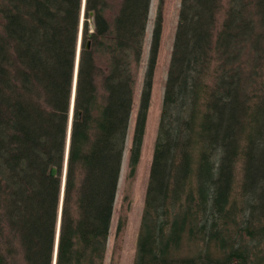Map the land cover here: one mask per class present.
Returning a JSON list of instances; mask_svg holds the SVG:
<instances>
[{
  "label": "trees",
  "instance_id": "trees-1",
  "mask_svg": "<svg viewBox=\"0 0 264 264\" xmlns=\"http://www.w3.org/2000/svg\"><path fill=\"white\" fill-rule=\"evenodd\" d=\"M150 1L85 0L56 264L104 263ZM81 11L0 0V264H52ZM133 264H264V0H181Z\"/></svg>",
  "mask_w": 264,
  "mask_h": 264
},
{
  "label": "rangeland",
  "instance_id": "rangeland-1",
  "mask_svg": "<svg viewBox=\"0 0 264 264\" xmlns=\"http://www.w3.org/2000/svg\"><path fill=\"white\" fill-rule=\"evenodd\" d=\"M158 1L159 0L150 1L149 13L146 22V31L142 47V56L138 68L136 69L132 109L126 133V141L122 156L118 184L115 193L114 206L110 221V228L103 264H133L135 258L136 243L143 213L145 194L149 179L153 149L162 106L164 86L167 77V70L172 52L174 34L178 22V13L181 3V0H163V25L158 50L157 64L154 72L153 84L151 89L150 105L147 113L140 157L134 175L130 176L128 162L131 147V138L134 128L135 115L138 108L143 75L147 64L151 34ZM81 18L83 20L85 19L84 16ZM88 23L89 28H93L94 30V26L91 19H89ZM64 170L66 172L65 166H63L62 171L64 172ZM62 191H64V184H62L60 191V205L56 232L57 229L60 228V214L63 200V195L61 198ZM120 222L122 223V227L118 232L117 227Z\"/></svg>",
  "mask_w": 264,
  "mask_h": 264
},
{
  "label": "water",
  "instance_id": "water-1",
  "mask_svg": "<svg viewBox=\"0 0 264 264\" xmlns=\"http://www.w3.org/2000/svg\"><path fill=\"white\" fill-rule=\"evenodd\" d=\"M82 2H83V4H82L81 17H83V15H84V3H85V0H83ZM90 15H92V13H90ZM81 17H80V28L82 27V20H83ZM90 31H93V28H91ZM80 47H81V38L79 37L78 38V43H77V50H76L75 70H74V78H73V86H72V97H71V108H70L69 121H68V133L69 134H67V148H68V139H69L70 131H71L70 123H72V117H73V101H74V94H75V86H76L75 84H76V76H77V68H78ZM86 48H89V42H87ZM67 152L65 154L64 165H63V166H65V168H66V163H67V155H68ZM56 172H57V168L55 166L51 167L50 174L51 175H55ZM64 178H65V170L63 172V182H62V184H64ZM62 192H61V198H62V195H63ZM56 237L58 238V234L56 235ZM56 253H57V241H55V249H54V254H53V264L56 263Z\"/></svg>",
  "mask_w": 264,
  "mask_h": 264
},
{
  "label": "bare ground",
  "instance_id": "bare-ground-1",
  "mask_svg": "<svg viewBox=\"0 0 264 264\" xmlns=\"http://www.w3.org/2000/svg\"><path fill=\"white\" fill-rule=\"evenodd\" d=\"M79 37L81 38V33L79 34ZM71 124H72V123H70V126H71ZM70 132H71V131H70ZM67 134H69L68 131H67ZM69 140H70V136H69V139H68V148H69ZM68 148L66 149V152L68 151ZM67 154H68V152H67ZM56 173H57V172H56ZM57 234H59V229H57V233H56V235H57ZM56 241L58 242V238H57V237H56Z\"/></svg>",
  "mask_w": 264,
  "mask_h": 264
}]
</instances>
